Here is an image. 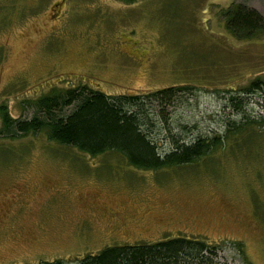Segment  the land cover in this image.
I'll list each match as a JSON object with an SVG mask.
<instances>
[{
  "label": "rangeland",
  "instance_id": "1",
  "mask_svg": "<svg viewBox=\"0 0 264 264\" xmlns=\"http://www.w3.org/2000/svg\"><path fill=\"white\" fill-rule=\"evenodd\" d=\"M236 4L264 17V0H0V264H78L176 237L214 246L224 264H264V102L243 93L264 81V35L225 29ZM82 86L185 89L152 105L169 120L170 134L152 117L157 146L168 152L171 135L218 145L190 165L139 170L4 127V113L30 120L40 97ZM231 96L244 97L237 110Z\"/></svg>",
  "mask_w": 264,
  "mask_h": 264
},
{
  "label": "trees",
  "instance_id": "2",
  "mask_svg": "<svg viewBox=\"0 0 264 264\" xmlns=\"http://www.w3.org/2000/svg\"><path fill=\"white\" fill-rule=\"evenodd\" d=\"M130 4L140 0H121ZM225 29L238 40L257 39L264 35V17L243 4L230 6L223 15ZM182 88H166L146 96L105 94L85 86L52 91L36 100L35 115L30 120H10L3 114L4 127L11 136L45 132L48 139L72 147L89 156L117 153L128 165L139 170H159L190 165L207 156L218 140L198 137L192 142L172 135L171 149L164 153L151 135L152 117L167 132L168 121L157 106H171ZM188 90V89H186ZM246 97L257 96L264 102V81L253 80L244 90ZM242 98V99H241ZM244 97L231 96L227 107L238 109ZM147 105V106H145ZM229 127V125H228ZM156 131V130H155ZM170 134V132H169ZM172 137V138H171ZM36 264H62L60 260ZM78 264H224L214 246L198 239L176 237L150 244L115 245L95 255L84 256Z\"/></svg>",
  "mask_w": 264,
  "mask_h": 264
},
{
  "label": "flooded vegetation",
  "instance_id": "3",
  "mask_svg": "<svg viewBox=\"0 0 264 264\" xmlns=\"http://www.w3.org/2000/svg\"><path fill=\"white\" fill-rule=\"evenodd\" d=\"M110 214H117V213H115V212H110Z\"/></svg>",
  "mask_w": 264,
  "mask_h": 264
}]
</instances>
